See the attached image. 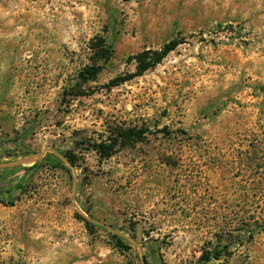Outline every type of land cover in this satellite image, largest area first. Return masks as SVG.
<instances>
[{
  "label": "rangeland",
  "instance_id": "1",
  "mask_svg": "<svg viewBox=\"0 0 264 264\" xmlns=\"http://www.w3.org/2000/svg\"><path fill=\"white\" fill-rule=\"evenodd\" d=\"M0 138V264H264V0H0Z\"/></svg>",
  "mask_w": 264,
  "mask_h": 264
},
{
  "label": "trees",
  "instance_id": "2",
  "mask_svg": "<svg viewBox=\"0 0 264 264\" xmlns=\"http://www.w3.org/2000/svg\"><path fill=\"white\" fill-rule=\"evenodd\" d=\"M183 42L180 40H172L168 44H165L160 50H146L143 51L132 59L136 63V72L133 74H129L126 76H118L110 82L111 87H118L126 82L133 80L136 77H140L144 75L146 72L152 70L157 65L161 64L163 60L173 51H175ZM98 57L99 60H104L105 62L110 61L114 54V48L111 44L106 43V41L100 38V42L98 44ZM103 70V67L97 63L93 65L84 67L78 74V78L82 79L84 82L95 81L99 77ZM149 133L148 128H128L122 129L118 132L117 137L111 140L110 144L101 143L94 145L95 150L105 157H111L113 153L116 151L117 147H125L130 145L133 141L142 140ZM162 133L170 136L172 132H169L167 128L162 130ZM4 143H8V141L0 138V155L6 153ZM74 159V158H73ZM72 160V158H71ZM58 161H53L51 164L53 167H57ZM74 164V161H72ZM2 200V198H0ZM13 204V200L11 202ZM87 225H94L91 221L85 220ZM119 239V248L125 247L123 244V239L118 237ZM147 258V256H146ZM221 258L220 252H218L217 248L212 249V245H206L203 251V255L200 258V263L205 264L210 262L212 259L219 260Z\"/></svg>",
  "mask_w": 264,
  "mask_h": 264
},
{
  "label": "water",
  "instance_id": "3",
  "mask_svg": "<svg viewBox=\"0 0 264 264\" xmlns=\"http://www.w3.org/2000/svg\"><path fill=\"white\" fill-rule=\"evenodd\" d=\"M37 159L38 158H30V159L22 160V161L15 162V163L3 164V165H0V169L13 168V167H16V166L23 165L25 163L35 162V160H37Z\"/></svg>",
  "mask_w": 264,
  "mask_h": 264
}]
</instances>
